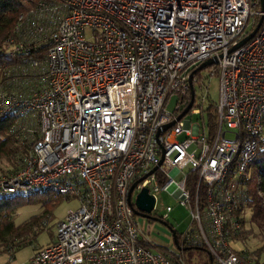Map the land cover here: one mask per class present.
I'll use <instances>...</instances> for the list:
<instances>
[{
    "label": "built area",
    "instance_id": "1",
    "mask_svg": "<svg viewBox=\"0 0 264 264\" xmlns=\"http://www.w3.org/2000/svg\"><path fill=\"white\" fill-rule=\"evenodd\" d=\"M258 3L22 0L5 43L11 61L0 64V118L16 119L10 133L29 152L18 171L0 174V192L48 191L79 205L58 222L49 245L34 247L30 264H187L185 250L160 246L136 221L134 193L143 189L154 196V210L165 190L190 211V227L172 230L183 248H204L213 264H257L251 251L231 242L243 231L236 213L249 201L247 172L264 146V10H254ZM255 16L262 17L258 33L229 53L251 33ZM212 58L218 63L204 78H219L220 95L207 135L204 118L178 117L192 88L189 113L202 114L200 79L195 74L191 86L190 78ZM172 96L179 99L175 113L167 109ZM191 172L197 175L192 183ZM147 175L130 201L131 186ZM166 212L164 221L172 208ZM29 240L5 249L9 262Z\"/></svg>",
    "mask_w": 264,
    "mask_h": 264
},
{
    "label": "rangeland",
    "instance_id": "2",
    "mask_svg": "<svg viewBox=\"0 0 264 264\" xmlns=\"http://www.w3.org/2000/svg\"><path fill=\"white\" fill-rule=\"evenodd\" d=\"M257 8V7H256ZM257 8V13H258ZM252 27H249V29ZM87 38H90V35H87ZM208 69L201 71V75L204 77L208 74ZM197 98L203 96L205 98V104L203 108H207L209 103H212L216 106L219 95H220V81L218 77H212L207 79L204 83V86L199 88L196 86ZM208 97V98H207ZM178 97L172 96L169 99L167 104V109L170 113H175L176 107L178 104ZM199 99L196 101V104L200 106ZM203 116L202 114H192L191 112L186 115L185 120L192 121L193 123L202 122ZM205 123L207 125V135L209 134V122L207 115L204 116ZM201 135L204 136V130L201 132ZM186 138L185 134L179 136V140H183ZM227 139H233V134H227ZM1 139V138H0ZM4 163L0 164V169H4ZM190 171V167H187L184 173H188ZM2 172V171H0ZM5 174V173H0ZM183 177L182 175L177 176V181H179ZM29 193L24 196H15L13 200L14 203L21 202L25 200V206L19 208L14 215L11 216V220L13 221L15 227L23 226L28 224V233L24 236L15 238L16 244L19 240L20 242L30 238L29 241L32 240L33 244L28 243V245H21L17 247L15 251L16 259L14 261L9 262L8 256L4 253L7 245H0V250H2L0 255V264H30V258L34 253V247L38 248L40 246H45L51 242V239L57 233V224L61 222L65 217L69 210L78 209V202L72 199L61 198V201L55 203L52 206H46L45 201L52 198L51 196L45 195H34L29 198ZM137 196V192L134 193V200ZM1 197V195H0ZM157 207L152 211L151 215L154 218L159 219L158 222L150 221L146 218H142L136 216V221L139 223L141 229L146 231V234L155 242H157L160 246L166 248H173L174 240L172 230L174 229L177 233L185 232L190 225L192 224L193 218L190 211L184 206L180 205L179 200L176 199L173 195L170 194L169 191L161 190L157 194ZM170 206L172 208V212L169 213L167 221L162 220L166 215V208ZM46 213L50 214V217L45 219ZM48 216V215H47ZM247 220H251L252 213L249 210L243 214ZM45 217V218H44ZM45 223V226H44ZM48 225L46 226V224ZM246 230V239H239L236 241H232L231 245L237 249L238 251H251L252 257L257 264H264V249H260L263 247L264 234L260 235L259 230L252 227L250 224H247ZM15 244V245H16ZM34 245V246H33ZM186 257L189 260L190 264H213L210 261L209 254L205 251H197V250H188L185 252Z\"/></svg>",
    "mask_w": 264,
    "mask_h": 264
},
{
    "label": "trees",
    "instance_id": "3",
    "mask_svg": "<svg viewBox=\"0 0 264 264\" xmlns=\"http://www.w3.org/2000/svg\"><path fill=\"white\" fill-rule=\"evenodd\" d=\"M256 7H260V2L256 5ZM256 7L254 8L255 11H257ZM22 10V0H0V64H7L8 61H11L9 56L5 52V43L7 38L12 33V29L17 20V17ZM258 11H260V9H258ZM259 19L260 16H255L252 18L251 22H253V26L250 32H252L253 29L257 26ZM196 76H198L200 79L198 83V87L200 88L205 83V78L201 75V72L197 73ZM201 108L203 118L207 115L209 122L208 126L210 130L213 131L216 122L215 105L209 103V106L207 108L204 109L202 106ZM15 120L16 119L13 117H6L5 119L0 118V164H5V166L3 167L4 169H0V171H2L0 173L10 174L18 171L22 166L23 156L27 155L29 152L28 145L24 141L18 139L15 135H12L10 133V127L15 123ZM247 173L246 185L249 187V201L247 205L241 207V209H239V211L236 213L243 228L241 236L238 239L243 240L246 239V233H248V230L245 229L247 224H250L252 227L256 228L257 231L259 230L260 235L264 234V146L258 150L257 156L250 165ZM190 175L191 183L196 181V173L191 172ZM258 189H260L261 194H259ZM0 195V245L10 243L12 245H15V238L18 239L19 237L26 235L28 233L27 230L29 226L28 224H26L23 226L15 227L13 221L10 218L19 208L25 206V203H23L25 200L14 203L13 200L17 197L5 196L1 192ZM34 195L51 196L52 198L44 202L45 205L49 207H53L55 203L60 202L61 198H63L60 195L50 193L48 191L31 193L29 195V198ZM201 196H204L202 189ZM246 210L251 211V220H247L246 217L243 216ZM45 217L44 218L47 219L48 217H50V214L46 213ZM262 241L264 244V240ZM8 246L9 245H7V247ZM260 249H264V245ZM2 250H4L5 253V249ZM2 250H0V253H2ZM188 250L207 252L204 248L187 247L185 252ZM185 252L184 254L186 262L187 264H190ZM210 261L213 263L211 258Z\"/></svg>",
    "mask_w": 264,
    "mask_h": 264
},
{
    "label": "water",
    "instance_id": "4",
    "mask_svg": "<svg viewBox=\"0 0 264 264\" xmlns=\"http://www.w3.org/2000/svg\"><path fill=\"white\" fill-rule=\"evenodd\" d=\"M260 2V10L263 11L264 10V0H259ZM262 25V17H260L259 22L257 24V26L253 29V31L247 36L245 37L239 44L235 45L233 48L230 49L229 53H233L236 50H238L239 48H241L242 46H244L246 43H248L251 39H253L255 37V35L258 33L260 27ZM218 63V58H212L209 59L205 62H203L191 75L190 78V83L191 86L193 85L192 83V78L195 74L205 70V69H209L210 67L217 65ZM191 102L188 105V107L184 110V112L178 117V121L181 120L184 116H186L189 111L191 110L193 104H194V100H195V92H194V88L191 89ZM175 124V122H172L171 124H168L167 126H165L164 130H168L170 129L173 125ZM159 135V134H158ZM161 164V163H160ZM159 164V165H160ZM159 166H156L150 173L149 175H152ZM144 176L143 178H141L140 180H138L137 182H135L131 188H130V201H131V195L135 189V187L143 182L144 180L147 179V177L149 176ZM135 205V214L136 216L142 217V218H146L150 221H154V222H158L159 219L152 217L151 213L154 210L155 207V198L154 196L149 194V190L148 189H143L141 191V193L138 194V196L135 199L134 202ZM173 233V240H174V244L175 246L179 249V250H186L187 248H183L178 240V236L177 233L175 231H172ZM211 258V257H210Z\"/></svg>",
    "mask_w": 264,
    "mask_h": 264
},
{
    "label": "crops",
    "instance_id": "5",
    "mask_svg": "<svg viewBox=\"0 0 264 264\" xmlns=\"http://www.w3.org/2000/svg\"><path fill=\"white\" fill-rule=\"evenodd\" d=\"M54 240V237L51 239V242ZM50 242V243H51ZM50 243H48L47 245H49ZM47 245H45V246H47ZM45 246H40V247H38V248H43V247H45ZM0 255H1V253H0Z\"/></svg>",
    "mask_w": 264,
    "mask_h": 264
}]
</instances>
